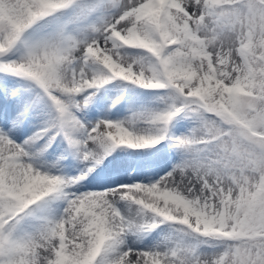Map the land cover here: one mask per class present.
I'll return each instance as SVG.
<instances>
[{"label":"snow or ice","instance_id":"snow-or-ice-1","mask_svg":"<svg viewBox=\"0 0 264 264\" xmlns=\"http://www.w3.org/2000/svg\"><path fill=\"white\" fill-rule=\"evenodd\" d=\"M0 264H264V0H0Z\"/></svg>","mask_w":264,"mask_h":264}]
</instances>
